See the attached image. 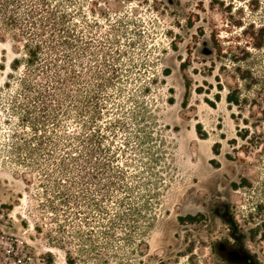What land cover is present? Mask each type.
I'll return each instance as SVG.
<instances>
[{
  "label": "rangeland",
  "instance_id": "rangeland-1",
  "mask_svg": "<svg viewBox=\"0 0 264 264\" xmlns=\"http://www.w3.org/2000/svg\"><path fill=\"white\" fill-rule=\"evenodd\" d=\"M40 8L65 14L67 46ZM66 71L68 98L50 85ZM217 187L264 264V0H0V264H227L226 222L179 220Z\"/></svg>",
  "mask_w": 264,
  "mask_h": 264
},
{
  "label": "trees",
  "instance_id": "trees-1",
  "mask_svg": "<svg viewBox=\"0 0 264 264\" xmlns=\"http://www.w3.org/2000/svg\"><path fill=\"white\" fill-rule=\"evenodd\" d=\"M40 3L43 5L44 4V0H40ZM41 13H45L46 15H42ZM29 16V18L31 19L32 23H38L41 25L40 30L46 32V28H48L46 33H49L51 39L53 37H58L57 42L61 45H65L67 46L69 44V42L67 41L66 37L69 36V29L64 26V20H65V14L64 13H60L59 15H56L55 12H53V10H44V8H40L38 10H30L29 13L27 14ZM39 15V16H38ZM37 16V17H36ZM51 42V40H49ZM51 50H56V45L53 42V45H49ZM39 48V44L36 43L34 44V49H38ZM27 50L26 52V61H25V67L28 70V66H32L38 59L37 57V53L36 50ZM67 58V55L65 56V60ZM57 60L56 56L55 58H53V62H48L50 65L53 64V66H55V68L57 69V67H60L59 64L55 63ZM12 61L17 62V59H13ZM184 63L181 64V66H183ZM111 68V75H106L104 74V72H101L100 70H96L93 71L92 73V78L94 79V83L89 82L88 84V88H87V95L85 96V100H86V105L90 104L92 107H94L93 113L94 115H98L99 112V108H101V104L99 103V94H100V90L102 89L103 86H106L107 84H110L112 82V79L114 77V73H113V68L110 66ZM13 69L16 70L18 69V64L13 66ZM65 69V68H64ZM59 71V69H58ZM110 70H107V72ZM30 72V70H29ZM72 77H70V75H68L67 71L65 72V75H61L59 72H55L53 74V78L52 80H50V85L52 88H57L58 91L61 92V94L65 97L68 98L69 95L68 93L70 92L68 85H69V81ZM20 82H21V87L23 88V90H30L31 88V84L29 83L28 78L26 77H20ZM41 87L35 89L34 87H32V93H33V98L32 101H40L41 105L43 107L42 112H44V110H48V108L50 109L51 113L47 114V116L45 115H40L41 119L40 121L43 123L46 120H52L53 118H55L56 116L54 115L56 113L53 112V109L55 108H51L48 103L46 102L47 100L52 99L53 100V93L50 92V90L48 89V85L45 88L44 86L40 85ZM31 91V90H30ZM227 101L229 102H237V98L235 96H232L231 94H228L226 96ZM58 103V100H56ZM77 101V100H76ZM88 102V103H87ZM84 104H82V108H80V111H85L84 109ZM88 107V106H87ZM98 109V110H97ZM96 111V112H94ZM39 121V120H38ZM33 125V129H36V124H32ZM197 132H198V126H197ZM216 153V150H214ZM71 159H74L75 157L70 156ZM61 160V159H60ZM61 165L63 167H67V163L64 162V160H61ZM59 183V182H56ZM70 262V260H69Z\"/></svg>",
  "mask_w": 264,
  "mask_h": 264
},
{
  "label": "flooded vegetation",
  "instance_id": "flooded-vegetation-1",
  "mask_svg": "<svg viewBox=\"0 0 264 264\" xmlns=\"http://www.w3.org/2000/svg\"><path fill=\"white\" fill-rule=\"evenodd\" d=\"M218 191L208 193L203 200L202 210L196 213H187L179 217L182 223L208 225L210 228L214 227L215 218H219L228 225L229 240L215 241L217 253L224 258L227 264H256L252 256L240 245V235L237 232V226L233 220L230 212L228 200L220 187ZM229 250H236L239 256L229 254Z\"/></svg>",
  "mask_w": 264,
  "mask_h": 264
},
{
  "label": "water",
  "instance_id": "water-1",
  "mask_svg": "<svg viewBox=\"0 0 264 264\" xmlns=\"http://www.w3.org/2000/svg\"><path fill=\"white\" fill-rule=\"evenodd\" d=\"M229 254L233 256H239V252L236 250H229Z\"/></svg>",
  "mask_w": 264,
  "mask_h": 264
}]
</instances>
